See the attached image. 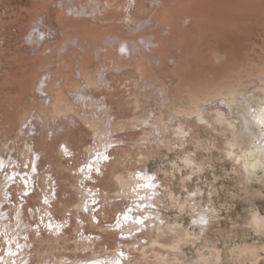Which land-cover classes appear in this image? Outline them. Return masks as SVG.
I'll return each instance as SVG.
<instances>
[{
    "label": "rangeland",
    "instance_id": "1",
    "mask_svg": "<svg viewBox=\"0 0 264 264\" xmlns=\"http://www.w3.org/2000/svg\"><path fill=\"white\" fill-rule=\"evenodd\" d=\"M126 2L127 0H0V161L5 163V168H0L1 221L9 220L7 228L12 226L17 229L20 226L19 223L15 226L13 208L19 210L20 216H17L23 226L21 230L28 241V264H39L37 252L44 249L45 243L40 240L51 233L46 227L49 222L53 225L61 224L67 236L72 239L64 248L57 245L55 250L45 254L40 264H71L78 261H86L87 264H115L116 261L119 264H139L135 262L139 255L137 250L148 241L149 237L145 232L151 229L154 222L161 224L162 220V224H165L177 220L179 224L190 225L193 219V210L188 212L180 211L177 206L169 207V198L163 197L164 194L171 189L176 197L183 200L189 193L200 188L202 192L195 197L196 208L209 209L207 212L211 214L206 213L209 226L206 225L204 232L207 233L206 236H212L220 249H224L227 256L225 263L264 264V235L259 234L249 223L255 208L264 214V190L262 194L255 190L246 194L244 190L242 192L235 166H232L225 155V135L220 130H211L195 116L185 117L180 113L168 121V128L162 125L163 102L168 107L179 109L185 100H193L194 93L204 95L202 104L205 111L210 112L216 106L226 109L224 102L221 104L220 98L213 96L215 83L196 90L194 82H186L182 76L187 67H192L199 58L202 64L197 73L205 80L212 77V63L209 61L226 63L228 60L230 68L235 70L233 74H237L239 68H245L242 66L246 62L258 59L261 55L264 59V0H130L131 7ZM248 2L249 6L246 7ZM203 14H213V20H216L215 35L213 40L204 43V52H197V35L206 38L204 31L199 30L200 23H197L198 20L208 21L209 18L205 20L206 16ZM192 23H195L194 26H190ZM170 25L172 29L169 28ZM257 31L261 33L258 34ZM165 33H169L168 36ZM187 34L189 37H186ZM228 34L233 35L230 37ZM80 38L83 41L94 39L87 43V40L83 42ZM187 38L194 42L189 45L192 50L182 45L189 41ZM182 40H185L184 43ZM197 53H202L203 56L199 57ZM71 74L73 77L70 80ZM228 76V81L233 79L232 75ZM140 78L157 88L151 91L145 104L136 107L135 82ZM69 88L72 90V103L89 110L91 106L88 103L92 101L95 108L102 106L101 110H108L112 116L111 122L120 121L121 129L107 135L106 139L112 142L103 146L101 151L111 154L108 160L119 161L116 165L119 169L123 168V174H127V170L137 169L139 176L145 181L138 184V190H129L125 196H117L116 191H110L107 197L103 188L114 189L113 180H102L103 173H96V177L91 178V173L88 172L90 179L86 181L79 176L85 162L88 165L95 157L88 158L86 147L94 148V154L95 149H98V141L78 116L57 115L54 112L59 104L58 100ZM81 95H85L86 102H83ZM38 105L44 106L48 114L40 113ZM97 110L100 111L99 108ZM134 117H144L147 121L130 126ZM179 122L186 129L183 134L186 137H179ZM145 127L154 129L153 138L160 140L137 144L135 141H139V135ZM21 138L29 139L31 148L38 153L35 161L32 159L29 163L26 157L28 152L19 149L17 141H21ZM65 144L71 152H66ZM165 145H170L171 148H166ZM124 148L130 150L129 157L120 156ZM60 149L63 158L61 154L58 156ZM183 149L195 156L199 163H203V169L191 174L189 168L182 166L180 153ZM139 152L144 156L146 152L152 155L144 159L140 158L142 154ZM59 162L67 170H61ZM33 164L36 167L34 172ZM102 171H106V168L103 167ZM10 175L15 179L9 181L7 177ZM20 177L25 179L21 180ZM148 177L153 179L149 181ZM65 178L82 187L85 195L81 209L70 207L61 215L54 206L57 197H64L74 203L76 198H80L79 194L76 195L67 186ZM25 180L29 185L27 189L24 188ZM146 183L154 187H142ZM142 189H156L158 194L155 193L153 197L162 199L153 201L152 198H147L148 203L143 202L142 207H138L140 197H144V201L148 196ZM25 191L27 196L23 194ZM129 193L131 194L128 195ZM45 197L50 200L46 209L42 208ZM93 201L96 203L93 204ZM148 204L152 207H147ZM86 205L89 209L87 212L84 211ZM125 211L132 217L147 215L149 221L133 230V220L124 221L123 224L122 216ZM89 214L92 215L93 222L103 225L106 230L89 227ZM157 214L159 219L156 218ZM43 219L45 223L41 222ZM117 222L122 223L120 227L116 226ZM76 227L79 228L78 231ZM107 231H114L115 234L109 235L111 233ZM88 239H96L97 244H88ZM74 241H79L80 245ZM245 243L256 245L257 253L242 256H237V251L233 255L229 253V247L238 249ZM165 249L157 247L155 250L160 255L167 256ZM183 250L189 258L196 256L191 245L184 246ZM121 253L125 255V259H116ZM148 254L151 258L154 257L153 252Z\"/></svg>",
    "mask_w": 264,
    "mask_h": 264
},
{
    "label": "bare ground",
    "instance_id": "2",
    "mask_svg": "<svg viewBox=\"0 0 264 264\" xmlns=\"http://www.w3.org/2000/svg\"><path fill=\"white\" fill-rule=\"evenodd\" d=\"M129 1L130 0H127V2H126L128 4V6L132 5L131 4L132 1H131V3ZM134 5H135V3H134ZM248 6H249V2L246 5V7H248ZM143 7H144V5H143ZM250 7H251V5H250ZM251 9H253V8H251ZM261 11L263 12L262 9H261ZM258 13L260 14L259 11H258ZM164 14H165V12H164ZM209 15H207V14L204 15V17L206 16L205 20H207L209 18L207 22L206 21L201 22L199 20L197 22V23H200L199 24V30L204 31V33L206 34V38H200V36L197 35L198 40H199V41L197 40V42L199 43L198 44L199 46L197 48L198 49L197 52H201L202 50L204 52V46L206 44L205 42L206 41L209 42L210 40H213L214 35H215L214 22L216 20L215 21L213 20V17H212L213 14H211L210 16ZM165 16H167V15H165ZM171 16H174V15L171 14ZM253 16H255V15H253ZM190 20H193V19H190ZM190 20H189V22H190ZM161 22L162 21H160V23ZM195 22H196V20H195ZM160 23H159V25H160ZM194 24L190 25V26H194ZM184 26H186V25L184 24ZM187 26H189V25H187ZM169 28L172 29L171 25ZM263 28H264V25H263ZM226 29H227V27H226ZM155 30H157V29H155ZM228 30H226V31L228 32ZM41 33H43V32H41ZM181 33H183V31H181ZM255 33H256V31H255ZM259 33H261V32H258V34ZM167 34H169V33H167ZM167 34H166V36H168ZM232 35L228 34L227 36L231 37ZM252 35H250V36H252ZM77 36L79 37V35H77ZM151 36L152 35L150 34V37ZM260 36H261V34H260ZM158 37H160V36H158ZM186 37H189L188 34L186 35ZM256 37H258V36H256ZM165 38H167V37H165ZM262 38H264V37H262ZM93 39L90 38V39H86V40L87 41L90 40V42H92L91 40H93ZM187 39L189 41H187L185 44H182V45L184 47H189V49L192 50V46L190 47L189 45H192L194 42H192L189 38H187ZM231 39H234V37ZM231 39H229V41ZM185 40H182V42L184 43ZM193 40L195 41V39H193ZM80 41H83V40H81V38H80ZM85 41H83V42H85ZM257 41H259V39ZM90 42L88 41L87 43H90ZM93 42H95V41H93ZM96 42H98V41H96ZM123 43H125V42H123ZM225 44H227V43H225ZM127 45H129V43ZM228 46H229V44H228ZM120 47H122V46H120ZM139 47H138V49H139ZM184 47H183V49H185ZM232 47L234 48V44ZM181 48H182V46H181ZM211 48H213V47H211ZM129 49H132V48L129 47ZM229 49H231V48H229ZM120 50L122 51V49H120ZM132 51H133V49H132ZM122 53L124 54V52H122ZM159 53H162V52H159ZM91 54H94V53L92 52ZM132 54H131V56H132ZM197 54H199V53H197ZM108 55H111V54H107V56ZM112 56H114V55H112ZM140 56H142V55H140ZM200 56L201 57L203 56L202 53L199 54V57ZM261 57H262V55H261ZM261 57L258 59H254L253 61L246 62L245 65L242 66V67L245 66V68L243 70H240V68L238 71L236 70L238 72V73L236 72L237 74H233V72L235 70L233 71L230 68V65H229L230 62H228V60L226 63L225 62L223 63L220 61L218 63H214L213 61H209L210 64L212 63V70L210 71L212 73L211 74L212 77L208 80H205L204 78H202V76H200L197 73V69L199 68L200 64H202L201 58H199V60L196 63H193L192 67L191 66L187 67L188 69L185 70V73L182 76V77H184V81H186V82H188L189 80L193 81L195 84L194 88H197L196 90H202L205 86L214 85V83H215L216 86H215V89L213 92V96H218L220 98V103L223 104V102H224L226 109L224 107L222 108L220 106H216V107H214V109L211 108L212 110L210 112L205 111V107L202 104V102L205 100L204 95H202V96H200V94L195 95V93L193 96V100H185L179 109L174 108V107H168L163 102L164 109H163V115H162V117H163L162 118V125L165 128H168V126H167L168 121L172 120L173 117L176 116V114L180 113L182 116H185V117L195 116V118L198 121L203 120L205 122V125L209 126L211 128V130H213V129L220 130L219 132H221L225 135V140H224V144L226 145L225 155L228 157V159H230L232 166H235V168H234L235 173L237 172V174H238V178L240 180L241 187H242L241 188L242 192L244 190L245 194L250 193V191H252V190H255V192H257L258 194H262V192L264 190V130H262L257 124H255L253 122L252 117L250 115V109L259 108L261 106V101H264V59H262ZM92 58H94V57H92ZM142 58H143V56H142ZM110 59H112V58H110ZM122 60H123V58H122ZM141 60H143V59H141ZM92 61H94V59ZM96 62H98V61H96ZM159 63H161V62H159ZM189 64H190V62L188 63V65ZM72 65H74V64H72ZM143 66H145V65H143ZM97 67H99V65ZM91 70L89 71V73L91 72ZM102 72H104V71L102 70ZM65 74H63V75H65ZM48 75H51V74L48 73ZM58 75L60 78V74H58ZM77 75H78V72H77ZM100 75L103 78L102 74H100ZM228 75H232L233 79L228 81V78H229ZM71 76H72V74L69 76V79L71 78ZM61 77H63V76L61 75ZM55 78H56V76H55ZM57 78H58V76H57ZM88 79H90V77H88ZM63 80H64V78H63ZM103 81H104V79H103ZM160 87H163V86H160ZM90 88H93V87H90ZM154 88H157V87H155V85H153L152 83H148L146 80H144L142 78L138 79V81L135 82L134 95H135L136 107H138L140 104H145V102L148 101L149 95ZM71 91L72 90L69 88V91H67L66 94L64 93V95L61 96V98L58 100L59 104H58V106L55 107L54 112H56L57 115L64 114V116H68L69 114H72L73 116H78L80 121L82 123H84V125H87L91 129L92 136L95 137L96 140L98 141L97 142L98 149H95L96 151L94 152V154L92 152V149H94V148H92L91 146L89 148L86 147V152L89 154L88 158L91 159L92 157H94V156L95 157L93 158L92 161H90V164H88V165H91V167L86 165L87 161L85 162L84 166L82 167V169H84V171L80 170L81 173H79V176L82 177V179H84L86 181L87 179H85V177L88 176L89 175L88 172H90L91 178H95L96 173H97L96 169L99 168L100 169L99 174L103 173L102 180H104V181L106 179H109V181L113 180V184L115 186L114 189H108L107 187L103 188L104 193L107 197H109L108 194L110 191H116L115 193L117 194V196L118 195L125 196V193L128 192L129 190H131V191L138 190L139 189L138 184H140L141 182H145V181H143L142 178L139 176L140 174L136 171L137 169L136 170H127V174H123V168L119 169V167L117 166L119 164V161L117 159H115V161L114 160H112V161L108 160L109 159L108 157L111 156V154L106 153L104 151H101V148H103V146L109 145L112 142V141L110 142V140L106 139L107 135L112 131H117L118 129H121L120 128L121 125L119 124L120 121L118 123L111 122L112 116L108 112V110L107 109L101 110L102 106H98L95 108V106H94L95 104L92 101L91 102L89 101V103H88L91 106V107H89V110L85 109V107H83L82 105L77 106L76 104L72 103L71 94H70ZM80 91H82V90H80ZM160 91H161V89H160ZM43 92H45V91H43ZM157 92H159V90ZM168 92H165V93H168ZM34 95H36V93H34ZM161 95H163L162 92H161ZM85 98H86L85 95H83L81 98L83 100V102L84 101L86 102ZM213 102H215V101H213ZM38 106H39L38 111L40 113L43 112L45 114L46 113L48 114V111L44 106H40V105H38ZM84 106H86V108H88L87 105L84 104ZM98 108L100 109V111L97 110ZM54 112H53V114H54ZM146 121H147V119L144 117H140V118L134 117V119L130 123V126L137 124V122L143 123ZM122 126H123V124H122ZM217 126H219L220 128L218 129ZM177 127H179V129H178V134L180 135L179 137H183L184 136L183 134L186 132V129L180 125V122H179V125ZM153 130L154 129H151L149 127H145V129L143 130V133L139 135L140 136L139 141H138V139H136L135 142L140 145V144H145L144 141L148 142V141L153 140V139L154 140H160L157 137L153 138V135H154ZM157 130H158V128H157ZM16 131H18V129ZM159 133H160V131H159ZM184 137H186V136H184ZM28 140L24 138V140L22 139L21 141H17V145L19 146L20 150H26L28 152L26 157H28L29 163H31L32 162L31 160L32 159L34 160V158L37 157L38 153L36 152L35 149L31 148V145L28 142ZM201 140H199V141H201ZM102 143H104V144H102ZM181 145H182V143H181ZM203 145H204V143H203ZM165 147L171 148L170 145L169 146L165 145ZM64 148H65V150L66 149L68 150V151L66 150V152H71V149L66 144L64 145ZM145 148H148V147L145 146ZM129 151L130 150H128L127 148H124L122 150L123 153L120 154V156L129 157V154H130ZM150 152H152V151H150ZM139 153L142 154V152H139ZM229 153H231V156H229ZM60 154H61V158H63V156H62L63 152L61 149L59 150L58 156H60ZM150 155H152V153ZM150 155L148 154V152H146V155L144 156L142 154L140 158L148 159ZM228 159H226V160H228ZM180 160H181L182 166L190 169L191 174L194 173L195 171H199V170L203 169V163H199L195 156L188 154V150H186V149H183L181 151ZM61 164H63V163H60V165L58 164L60 169L64 170V171L67 170V167L64 165H61ZM116 166L118 168H115ZM103 167L106 168V171H104V172L102 171ZM225 171H227V170H225ZM105 175H107V176L105 177ZM149 175H151V174H149ZM151 176H153V175H151ZM65 181L67 182V186L71 187L74 190V192L76 193V195L79 194L80 198H78V199L76 198V202L74 203V202H70V201L66 200L64 197L60 198V199L57 197L55 200L54 206L56 207L55 208L56 211L61 213V215H63L66 212V210H68L70 207H72L73 209H81V207L83 206V203H84V195H85V190H83L82 187L78 186L77 183H75L74 181H73L74 182L73 183L67 178H65ZM100 181H101V179H100ZM184 187H185V185H184ZM241 189L239 188V190H241ZM142 191L144 193H146L148 196L145 198L144 201L141 200L139 202V205H141L143 202L145 204H147L148 203L147 198L149 196H151L153 201L154 200L160 201V199H162L161 197L159 198L158 196L153 197V195H155V193H157L156 189H150V190L142 189ZM200 192H202V190L200 188H197L193 192L189 193V195L185 199L182 200L179 197H176V194L171 189H169V191L167 193H165L163 197L169 198V207L177 206L181 211L180 205L183 204V205H185L184 210L190 212L193 209L188 208L186 202L195 205L194 210H196L197 204H196L195 197ZM211 192L209 194H212ZM214 192H216V191H214ZM255 192H253V193H255ZM192 193H196V195L192 196L191 195ZM112 194H114V193H112ZM130 194L131 193H129L128 195H130ZM243 195H244V193H243ZM252 196L253 195L251 194V197ZM263 196H264V194H263ZM241 197H242V195H241ZM150 202L152 203V201H150ZM54 206H52V207H54ZM210 207H213V206H210ZM42 208L46 209L48 207L46 205L42 204ZM15 209L16 208L14 207L13 210L15 211V218H16L15 219V226H18V223L20 226L17 229H13L12 226L7 228V223H9V220H7V221L5 220V222H2L1 221L2 216H0V250L2 249L0 254H2L4 252V249L6 247H11V248H13L14 251L18 252L17 256L13 257L12 259H15L17 264H20L21 261H28L27 260L28 241L26 240L27 236L24 235L25 233L21 230V228L23 226L21 225V223H20L21 221H20L19 217L17 216V215H19L20 212H19V210L16 211ZM208 210L209 209H207V211ZM199 211L200 210L197 209V212H199ZM211 211H213V210H211ZM34 212H35V210H34ZM48 212L51 214L50 210H48ZM214 212L216 213V211H214ZM46 213H47V211H46ZM206 213H208V212H206ZM104 214H106V213H104ZM208 214L210 215L211 213H208ZM46 216H47V214H46ZM47 218H48V216H47ZM91 218H92V215L89 214V218H88L89 219L88 220L89 221L88 222L89 227H91L93 229L96 228V229H100V230H106L105 228L103 229V227H104L103 225H102L103 226L102 227L99 223L93 222V220ZM251 218H252V220L250 219L249 223L255 228V230L259 234L261 233L264 235V230L258 231L257 225L255 223L256 220H259L260 218H264V214L260 210L255 208V210L252 211V217ZM42 223H45L44 219H43ZM124 223L125 222L123 221V224ZM176 224H179V222L177 220H175L173 222H167L165 224H159L157 222H154V225L153 226L151 225L152 226L151 229L148 232H145L146 234H148L149 239L146 242V244L142 245L137 250L139 255H137V259L135 260V262H137L139 264L140 263L141 264H227L228 263V262L225 263L227 256H225V252L223 251L224 249L219 248V246L215 243L212 236H209V237L206 236L207 233L204 231H203L204 232L203 235L200 236L201 232H200V228L198 226L197 227H190V225L179 224L180 228L172 230L171 226L176 225ZM4 225H5V227H4ZM59 225L61 226V224H59ZM207 225L209 226V224H207ZM53 226L55 229V226H57V225H53ZM131 227H133V230H135V229H139L141 227V225L138 226L133 222ZM205 227L206 226H204V230H205ZM54 229L50 230L51 233L48 234L46 236V238H43L40 240V242L42 241L45 244H44V249L42 251L37 252V256L39 258V260H38L39 264L41 263L42 258L45 254L49 253V251H51V250L52 251L55 250L57 245H61V247L64 248V246L68 244L67 242L71 241V239H72V238L67 236L66 230H64L62 226L59 228L58 231H56ZM76 229H77V227H76ZM78 230H79V228L77 229V231ZM147 230H148V228H147ZM107 232L111 233L109 235H112L113 233L115 234L114 231H107ZM93 237H96V236L93 235ZM115 237H113V238H115ZM193 237H195V238H193ZM9 238L13 239L14 242H18L22 246L21 250L15 249L14 243L11 245L5 244V240H7ZM115 239L117 240V242H120L117 238H115ZM201 239H203V240H201ZM61 241H62V243L60 244ZM76 241H77V239H76ZM76 241H74V242L79 244V241L78 242H76ZM89 243H91L93 245L97 244L96 239H88V244ZM177 245L179 246L178 251L176 250ZM189 245H191L195 249L194 251L196 252V256H192L189 258V256L185 253V250H183L184 246H189ZM157 247L158 248L159 247L166 248L167 250L166 249L165 250L167 251V256L160 255V253L155 250ZM234 247H238V246L234 245ZM49 248H50V250H48ZM66 248H68V247H66ZM228 251H229V253H231V255H233L234 251L239 252V253H237V256H242L244 254L255 255L258 251V247L256 245H253V244L247 245V243H245V244H243L242 247H240L238 249L229 247ZM150 252H153V254H154L153 258H151L150 255L148 254ZM112 254L115 257V251L114 250L112 251ZM186 256H188V257L186 258ZM122 257L124 258L125 255H120V256L117 255L116 259L121 260ZM235 260H237V259H235ZM135 262H133V263H135ZM95 263H96V261H95ZM237 263H238V261H237ZM71 264H87V262L86 261H78V262H72ZM97 264H99V262H97Z\"/></svg>",
    "mask_w": 264,
    "mask_h": 264
},
{
    "label": "snow or ice",
    "instance_id": "3",
    "mask_svg": "<svg viewBox=\"0 0 264 264\" xmlns=\"http://www.w3.org/2000/svg\"><path fill=\"white\" fill-rule=\"evenodd\" d=\"M250 115L252 117L253 122L255 124H257L262 130H264V101H261V106L259 108L250 109ZM201 123H204V121L201 120ZM229 156H231V153H229ZM3 167H5V165L3 164V161H0V168H3ZM89 167H91V165H89ZM35 170H36V167H35V164H33L32 171L34 172ZM81 171H84V169H81ZM96 171H97V173H99L100 169L97 168ZM7 179L9 181H11V180L15 179V177L10 175L7 177ZM20 179L24 180L25 178L20 177ZM85 179H90V177L86 176ZM147 179L149 181H151L153 179V177H148ZM81 183H83V181ZM28 187H29V185L27 184V181L25 180L24 188L27 189ZM142 187L151 188V187H154V185H152L150 183H146V184L142 185ZM23 194L25 196L28 195L27 191H25ZM191 195L195 196L196 193H192ZM140 199L143 200L144 197H140ZM148 199L151 200V196H149ZM43 203L45 205H47L49 203L47 197H45V199L43 200ZM95 203L96 202L93 201V204H95ZM186 204H187L188 208L193 209V219L190 222V226L191 227H197L198 226L200 228V232L202 234L204 231V226H206L208 223V218L206 216L207 209L205 208V209L200 210L199 212H196L194 210L195 205H193L191 203H187V202H186ZM138 207H142V205H138ZM147 207H152V205L148 204ZM184 207H185V205H183V204L180 205L181 211L184 210ZM88 210L89 209L87 208V206H85L84 211L87 212ZM129 211H131V210L129 209ZM156 218L159 219L158 214H157ZM122 219L125 222H127L129 220H133L134 223L139 226V225L144 224L149 219V217L147 215H145V216L138 215V216L132 217L129 215L128 211H125V212H123ZM41 222H43V221L41 220ZM160 223L162 224L163 221L160 220ZM255 223L257 225L258 231L264 230V218H260L259 220H256ZM116 226L120 227L119 222H117ZM46 227L50 230L54 229V226L51 222H49L46 225ZM60 227H61L60 225H57V226H55L54 230L58 231ZM171 228H172V230H175V229L180 228V225L179 224L172 225ZM37 233H39V227L37 228ZM193 238H195V237H193ZM13 243H14L15 249L21 250L22 246L18 242H14V240L11 238L5 240V244L11 245ZM176 250L177 251L179 250L178 245L176 247ZM17 254H18V252L14 251L13 248L6 247L4 249V252L2 254H0V264H17L16 260L12 259L13 257L17 256ZM121 255H122V253H121ZM20 264H28V262L27 261H21ZM115 264H119V261H116Z\"/></svg>",
    "mask_w": 264,
    "mask_h": 264
}]
</instances>
